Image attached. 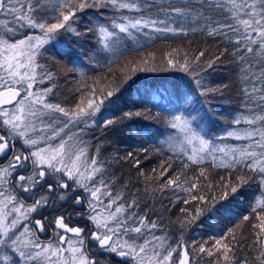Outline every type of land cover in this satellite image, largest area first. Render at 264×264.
Listing matches in <instances>:
<instances>
[{
    "label": "snow or ice",
    "instance_id": "6c2138e0",
    "mask_svg": "<svg viewBox=\"0 0 264 264\" xmlns=\"http://www.w3.org/2000/svg\"><path fill=\"white\" fill-rule=\"evenodd\" d=\"M227 5L235 23L209 27L205 29L207 35L226 37L235 46L233 55L250 66L249 56L264 60V0H227ZM90 7H110L120 14L119 20H114L110 28L97 26L98 42L106 51L113 50V45L122 39L121 34L131 37L133 30L151 29L165 35H188L182 26L173 27L164 19L123 15L124 12H143L145 5L140 0H0V17H3L0 19V70L4 73L0 75V264H33L41 258L46 264H99L88 253L86 238L96 242L101 256L109 254V264H264V72L257 81L261 87L257 88L245 70L252 89H243L249 100L258 95L260 103L257 106L262 114L236 119L235 124L243 122L250 127L243 132L227 133L228 137L247 141L245 147L217 146L197 132L191 120L175 115L169 124L182 134L179 150L186 156L179 171L173 169L170 161H163L159 169L144 173L140 165L142 159H148V148L137 149L145 154L142 157L133 152L121 157L130 161L145 181L153 183V192L158 190L161 195L171 192L176 202L191 205V208L179 209L183 216L177 217L176 222L181 228L185 221L191 223L198 218L210 200L217 199L215 194H209L215 193L216 188L221 190L220 197L226 198L229 191L235 194L249 181L258 180L260 195L235 227L190 244L181 236L175 246L166 245V237L153 233L160 224L147 215L137 214V199L122 202L124 197L114 194L104 180V162L96 156L89 157L87 146L78 135L66 133L69 128L96 123L94 117L119 89V83L96 87L99 78L87 77L94 86L78 85L75 92L79 95L74 97L72 105L66 107L48 99L57 87L56 74L39 64L37 58L44 46L61 31L82 37L84 33L76 27L78 13ZM172 11L178 16L184 15L180 8ZM21 29H31L33 34H26L23 39L7 38L9 33L14 36ZM86 31L91 32L92 28ZM230 33L235 35L234 39ZM173 52L177 55L174 56ZM173 52L168 54L167 65L193 78L201 77L195 80L203 89L201 95L218 91L204 87L201 73L211 69L223 53L209 57L204 50H199L185 52L180 57L179 49ZM149 59L154 61L155 57L126 64L125 67H130L128 75L137 70H149L140 67L148 64ZM96 66L94 63L93 67ZM261 67L264 68V63ZM108 70L111 71L110 65ZM84 76L81 73V77ZM46 82H50V86L36 90L37 84ZM7 105L13 106V110H7ZM123 115L131 119L142 113L129 111ZM102 123L108 127L116 121L109 118ZM18 145H22L19 150ZM170 150L176 148L170 146ZM206 160H210L214 168L228 169V177L222 176L218 184L206 186L204 181L208 177L204 167L198 169V174L195 168L191 174L186 171L192 165H203ZM170 170L172 174L168 175ZM177 191L182 195H177ZM104 197L108 198L107 204ZM26 199H32V203L26 204ZM57 201L65 202L59 204L63 211L57 209L51 220L33 215ZM85 205L91 229L69 223L72 215L85 216L76 208ZM69 208L71 212H68ZM244 223L250 227V236L243 233L237 236L236 228ZM49 225L53 226L57 238L55 244L41 243L38 235ZM146 234H151L152 238L138 243ZM241 248L247 255H237Z\"/></svg>",
    "mask_w": 264,
    "mask_h": 264
},
{
    "label": "trees",
    "instance_id": "16d2710c",
    "mask_svg": "<svg viewBox=\"0 0 264 264\" xmlns=\"http://www.w3.org/2000/svg\"><path fill=\"white\" fill-rule=\"evenodd\" d=\"M140 2L145 5L143 12H124L123 15L130 18L143 16L145 19H164L166 22L170 21L173 27L182 26L188 35H165L155 33L151 29L139 32L133 30L131 37L121 34L122 39L113 45V50L106 51L98 42L97 26L110 28L114 20H119L120 14L110 7H90L78 13L79 21L76 27L84 35L77 37L70 32L61 31L44 46L37 60L45 69L56 74L57 87L48 99L66 107L72 105L75 102L74 97L79 95L75 92L78 85L86 83L90 87L94 86L93 81L87 77L99 78L96 87L114 86L119 83V89L105 101L101 112L94 117L96 123L90 126L80 125L76 131L82 133L80 139L87 146L89 157L96 156L104 162V180L114 194L119 193L124 197L122 202L137 199V214L156 220L160 228L155 229V232L166 237L168 245L175 246L181 236L190 244L206 239L212 234L219 235L240 223L239 218L248 214L250 204L260 195L258 180L249 181L235 194L229 191L226 198H221V190L216 188L215 193L209 194H215L217 199L210 200L204 206L206 210L198 218L191 223L185 221L184 227L181 228L176 222L177 217L183 216L179 209L191 208V205L185 206L176 202L171 192L166 195H161L158 190L153 192V183L145 181L137 168L121 157L129 152L142 157L145 154L137 149L148 148V159H142L140 165V170L144 173L150 174L152 169H159L163 161H170L173 169L179 171L186 156L173 142L169 143L170 139L176 136L183 138L178 130L170 127L169 121L175 115H182L191 120L193 128L217 146L245 147L247 141L228 137L227 133L243 132L250 127L243 122L235 124L236 119L262 114L261 108L257 106L260 103L258 95L249 100L243 89L251 90L252 83H255L257 88L261 87L257 81L264 72L261 67L264 60L258 56H249L250 66L233 55L235 46L226 37L207 35L205 29L209 27L235 23L228 12L227 0ZM173 8H180L184 15H176L172 11ZM88 28H92V31H86ZM193 28L196 30L192 31ZM26 34H33V30L21 29L14 36L9 33L7 38L23 39ZM230 35L235 38L234 34ZM174 49L180 50V57L185 52L194 53L199 50H204L209 57L223 53L211 69L201 73L204 87L218 91L201 95L203 89L195 82L201 77L193 78L186 72L167 65L168 54ZM173 55L177 54L173 52ZM150 56H154L155 60L149 59L148 64L140 65L149 70H137L128 75L130 67H125L126 64ZM94 63L96 67H93ZM109 65L111 71L108 70ZM245 70L248 71L252 83L245 77ZM81 73L85 74L84 78ZM107 77L114 79L109 80ZM47 86H50V82L37 84L36 90ZM129 111H138L142 115L133 116L131 119L124 118L123 114ZM109 118L116 123L105 127L102 121ZM170 146L176 150H170ZM200 167L207 170L208 179L204 181L206 186L218 184L222 176L229 175L228 169L212 167L210 160L200 166L192 165L186 171L191 174L195 168L198 174ZM171 174L170 170L168 175ZM232 176L235 177V172ZM177 195L182 193L177 191ZM236 233L237 236L240 233L250 236L251 230L247 223H244L236 228ZM237 255L245 256L247 253L241 248Z\"/></svg>",
    "mask_w": 264,
    "mask_h": 264
},
{
    "label": "flooded vegetation",
    "instance_id": "af4514ba",
    "mask_svg": "<svg viewBox=\"0 0 264 264\" xmlns=\"http://www.w3.org/2000/svg\"><path fill=\"white\" fill-rule=\"evenodd\" d=\"M5 107L8 109V108H10L12 106L10 105V106H5ZM21 147H22V145H18L17 146V150H19ZM3 163L6 164L7 161H4ZM0 166H2V165H0ZM30 170H31V165L29 164L28 165V171L30 172ZM69 183L71 184L72 182L69 181ZM8 187H9V190H11V185H9ZM73 187H75V186L73 185ZM80 191L82 192L83 190H80ZM18 192H19V190L17 189V193L16 194H18ZM24 195L26 196L27 194H24ZM38 195H39V193L37 194V198H38ZM84 196H85V198H87V193H84ZM25 203L26 204H31L32 203V199H26ZM60 203H65V202L57 201L55 205H50L47 208L40 209L38 211V213H34L33 215L36 216L37 218L46 216V217L49 218V220H51L57 214V209H59V204ZM76 208L79 211H83L85 213V216L83 218H81L80 216L72 215L70 217L69 223L72 226H80V227H85L86 229H91L92 225L87 220V213H88L87 205H85L83 208H80V206H76ZM59 210L63 211V209H59ZM71 211H72V209L69 208L68 212H71ZM68 212H65V215H68ZM38 235L40 237L41 243H44V244H47L49 242H51L53 244L56 243L57 238L55 237V233H54V229H53L52 225H49L45 232L39 233ZM85 247H86L88 253L90 255H92V257L95 260L99 261V264H109V260H110L109 254L108 253H103V255L101 256L100 250L96 246V242L95 241H92V240L86 238ZM116 259H119V258H116Z\"/></svg>",
    "mask_w": 264,
    "mask_h": 264
},
{
    "label": "rangeland",
    "instance_id": "374dc122",
    "mask_svg": "<svg viewBox=\"0 0 264 264\" xmlns=\"http://www.w3.org/2000/svg\"><path fill=\"white\" fill-rule=\"evenodd\" d=\"M3 74H4V73L2 72V70H0V75H3ZM21 91L23 92V89H21ZM7 110H10V111L13 110V106L10 107V108H8ZM76 129H77V127L67 129V130H66L67 135H73V134L75 133L76 135H78V136L80 137V134H82V133H80L79 131H76ZM74 139H75V137H74ZM170 140H171V141H170L169 143L173 142L174 146H175L176 148H179L180 145H181V142H182L183 138L180 137V136H176V137H174V138H172V139H170ZM103 199H104V203L107 204V203H108V198H107V197H104ZM9 219H11V217H9ZM153 233H154L155 235L160 236L159 233H156V232H155V230H153ZM151 238H152V237H151V234H146L145 237H143L142 239H139L137 242H138V243H143V242H144V239H149V240H150ZM154 243H155V242H154ZM165 243H166V245H168V241H167V239L165 240ZM34 262H41L42 264H46V261H44L43 258H41V259L38 260V261H34Z\"/></svg>",
    "mask_w": 264,
    "mask_h": 264
},
{
    "label": "water",
    "instance_id": "95a60500",
    "mask_svg": "<svg viewBox=\"0 0 264 264\" xmlns=\"http://www.w3.org/2000/svg\"><path fill=\"white\" fill-rule=\"evenodd\" d=\"M7 106H10V105H7Z\"/></svg>",
    "mask_w": 264,
    "mask_h": 264
}]
</instances>
